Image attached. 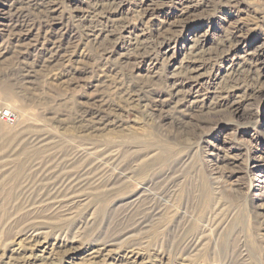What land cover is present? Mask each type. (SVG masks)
<instances>
[{
  "label": "rangeland",
  "instance_id": "obj_1",
  "mask_svg": "<svg viewBox=\"0 0 264 264\" xmlns=\"http://www.w3.org/2000/svg\"><path fill=\"white\" fill-rule=\"evenodd\" d=\"M5 110L0 264H264V0H0Z\"/></svg>",
  "mask_w": 264,
  "mask_h": 264
},
{
  "label": "built area",
  "instance_id": "obj_2",
  "mask_svg": "<svg viewBox=\"0 0 264 264\" xmlns=\"http://www.w3.org/2000/svg\"><path fill=\"white\" fill-rule=\"evenodd\" d=\"M0 119H1V121H3V123L9 124V125H12L14 123V121H15V117L13 115V112L9 111V110L3 111L0 114Z\"/></svg>",
  "mask_w": 264,
  "mask_h": 264
},
{
  "label": "bare ground",
  "instance_id": "obj_3",
  "mask_svg": "<svg viewBox=\"0 0 264 264\" xmlns=\"http://www.w3.org/2000/svg\"><path fill=\"white\" fill-rule=\"evenodd\" d=\"M17 11V10H16ZM50 10H49V8H48V10H47V12H49ZM19 12V11H18ZM15 13V12H14ZM11 15H13V16H19V14H17V15H14L13 13L11 14ZM241 73V72H240ZM3 122V121H2Z\"/></svg>",
  "mask_w": 264,
  "mask_h": 264
}]
</instances>
